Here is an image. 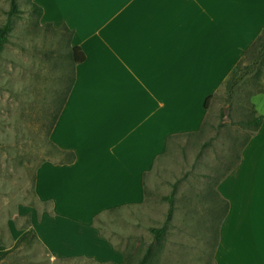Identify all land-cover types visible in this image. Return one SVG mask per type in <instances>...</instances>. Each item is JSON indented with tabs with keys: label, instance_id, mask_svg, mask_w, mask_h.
<instances>
[{
	"label": "crops",
	"instance_id": "1",
	"mask_svg": "<svg viewBox=\"0 0 264 264\" xmlns=\"http://www.w3.org/2000/svg\"><path fill=\"white\" fill-rule=\"evenodd\" d=\"M32 1L44 25L72 33L70 48L84 61L72 66L48 135L74 159L36 170L34 195L49 210L30 217V228L52 259L118 264L122 253L91 221L140 204L168 141L202 127L205 100L264 31V0ZM256 117L258 129L215 187L227 210L214 255L226 264H264V113Z\"/></svg>",
	"mask_w": 264,
	"mask_h": 264
},
{
	"label": "rangeland",
	"instance_id": "2",
	"mask_svg": "<svg viewBox=\"0 0 264 264\" xmlns=\"http://www.w3.org/2000/svg\"><path fill=\"white\" fill-rule=\"evenodd\" d=\"M16 1L19 14L0 55V264H115L99 263L88 255L52 259L30 228V217L49 210L34 195L36 170L45 162L67 160L55 151L48 135L73 65L67 32L38 20L29 12L30 0ZM8 7L9 0H0V24ZM234 79L238 84L230 97L228 87ZM206 108L197 132L168 141L165 154L144 177L140 204L91 221L122 253L125 261L118 264H138L147 249L142 264L228 263L226 256L214 255L227 210L215 187L254 133L243 124L264 113V59L256 61L255 53H248ZM174 184L171 223L155 244L149 229L163 225L165 198Z\"/></svg>",
	"mask_w": 264,
	"mask_h": 264
},
{
	"label": "trees",
	"instance_id": "3",
	"mask_svg": "<svg viewBox=\"0 0 264 264\" xmlns=\"http://www.w3.org/2000/svg\"><path fill=\"white\" fill-rule=\"evenodd\" d=\"M29 12L32 13L33 15H35L38 20L41 19L42 10L39 7H37L33 3L32 0L29 1ZM18 14H19V9H18V5H17V1L16 0H9V7L5 13V21L3 24H0V55L3 51V48L8 44L10 32L12 30V20H13V18L17 17ZM60 29L65 30L67 32L68 40L70 41L72 33L68 29H66L65 26L60 27ZM248 53H255V60L256 61L260 62L262 59H264V31H262L261 35L251 45V47L248 49V51L245 52L244 57L242 58V61L244 60V58L247 56ZM69 57H70L72 65H76V64H79V63L84 61V55L79 48H69ZM72 83H73V79H71L69 88H68V90L64 96V99H63L56 115L54 116V118L52 120L49 132L51 130V127L53 126V124L55 123V121L57 119V116L61 110L62 105L64 104L65 98H66V96H67V94H68V92L72 86ZM237 84H238L237 79H234L233 82L230 83V86L228 87V92H229L230 97L232 95L233 88H235L237 86ZM211 98L212 97H208L205 100V102H204V109L205 110H206L207 102ZM261 121H262V117H255V118H252L251 120H249L248 122L244 123L243 125L246 127L253 128L254 131H256L258 129ZM55 151L58 154H62V156L66 157L67 158L66 161L68 163L72 162L74 159V156L71 153L61 152L56 148H55ZM224 176H222L220 178V180L222 178H224ZM175 191H176V185L174 184L172 186V191H171L170 195L165 198L166 202L168 203V209L166 212L165 221H164L163 225L160 228H150L149 229V233L152 236V239H153L155 244L160 243L162 238L165 236L167 228L170 226L172 212H173V202H174ZM222 202H224V201L222 200ZM225 205H226V203H225ZM24 238H21L20 240H23ZM148 252L149 251L147 249V251L145 252L144 256L141 258V260L138 262V264L143 263V261L148 256ZM124 261H125V258L123 257V263H124Z\"/></svg>",
	"mask_w": 264,
	"mask_h": 264
},
{
	"label": "bare ground",
	"instance_id": "4",
	"mask_svg": "<svg viewBox=\"0 0 264 264\" xmlns=\"http://www.w3.org/2000/svg\"><path fill=\"white\" fill-rule=\"evenodd\" d=\"M65 229V228H64ZM247 258H249V257H247ZM251 261V260H250ZM248 262H249V260H248Z\"/></svg>",
	"mask_w": 264,
	"mask_h": 264
}]
</instances>
